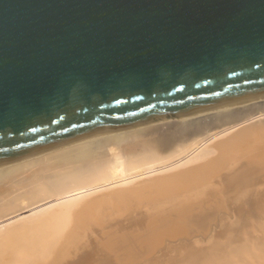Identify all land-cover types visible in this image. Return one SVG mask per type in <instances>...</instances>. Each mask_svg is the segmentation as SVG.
Here are the masks:
<instances>
[{"label": "bare ground", "instance_id": "bare-ground-1", "mask_svg": "<svg viewBox=\"0 0 264 264\" xmlns=\"http://www.w3.org/2000/svg\"><path fill=\"white\" fill-rule=\"evenodd\" d=\"M0 264H264V99L1 167Z\"/></svg>", "mask_w": 264, "mask_h": 264}, {"label": "water", "instance_id": "water-1", "mask_svg": "<svg viewBox=\"0 0 264 264\" xmlns=\"http://www.w3.org/2000/svg\"><path fill=\"white\" fill-rule=\"evenodd\" d=\"M264 99V0H0V168Z\"/></svg>", "mask_w": 264, "mask_h": 264}]
</instances>
